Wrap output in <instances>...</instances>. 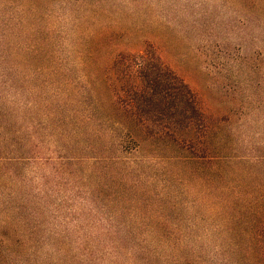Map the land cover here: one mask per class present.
Here are the masks:
<instances>
[{
	"label": "rangeland",
	"instance_id": "obj_1",
	"mask_svg": "<svg viewBox=\"0 0 264 264\" xmlns=\"http://www.w3.org/2000/svg\"><path fill=\"white\" fill-rule=\"evenodd\" d=\"M147 43L210 117L202 168L107 119ZM263 219L264 0H0V264H258Z\"/></svg>",
	"mask_w": 264,
	"mask_h": 264
},
{
	"label": "trees",
	"instance_id": "obj_2",
	"mask_svg": "<svg viewBox=\"0 0 264 264\" xmlns=\"http://www.w3.org/2000/svg\"><path fill=\"white\" fill-rule=\"evenodd\" d=\"M111 61L105 86L113 109L107 119L130 124L137 132V141L131 137L134 145L163 143L179 152L171 159L194 170L216 158L205 145L213 124L197 92L164 61L154 44L147 43L139 53L118 52ZM85 117L79 119L92 118ZM59 121L64 124L66 118ZM251 238L248 254L264 264V219L254 226Z\"/></svg>",
	"mask_w": 264,
	"mask_h": 264
}]
</instances>
